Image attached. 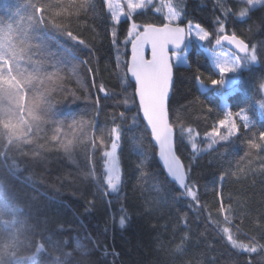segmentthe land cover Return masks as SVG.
<instances>
[{"label": "trees", "instance_id": "16d2710c", "mask_svg": "<svg viewBox=\"0 0 264 264\" xmlns=\"http://www.w3.org/2000/svg\"><path fill=\"white\" fill-rule=\"evenodd\" d=\"M164 1L179 14L180 26L192 22L208 32L202 44H190L186 64L172 62L168 100L175 151L185 184L197 199L160 167L127 70L132 24L139 26V33L148 24H168L163 11L152 3L116 23L105 0H51L52 7L42 13L44 22L33 21L37 32L50 35L47 49L39 50L38 41L31 40L34 46L19 63L32 72L42 62L41 74L52 79L34 81L24 103L33 94L46 95L55 115L38 133L34 127L33 143L23 146V152H38L36 159L14 153L20 179L0 195L3 264H264V0L245 15L238 13L246 0ZM28 3L0 0V21L16 29L28 24L29 15L38 20L41 13ZM69 31L77 40L67 36ZM225 34L255 48L257 62L244 63L233 85L209 86L220 75L204 49ZM65 49L78 59L67 57ZM199 82L208 86L201 88ZM225 93L228 108L233 113L243 110L249 119L247 127L238 120L232 135L220 124ZM8 107L15 108V101L0 100V115ZM79 115L119 132L120 203L115 216L102 176L81 169L58 147L56 120ZM54 135L57 140H52ZM250 142L260 147L252 148ZM107 146L94 142L92 155L99 168ZM10 163L11 158L0 157V165ZM233 241L255 251L234 247Z\"/></svg>", "mask_w": 264, "mask_h": 264}, {"label": "snow or ice", "instance_id": "6c2138e0", "mask_svg": "<svg viewBox=\"0 0 264 264\" xmlns=\"http://www.w3.org/2000/svg\"><path fill=\"white\" fill-rule=\"evenodd\" d=\"M55 2L56 4H60L62 0H55ZM149 2H151V0H149ZM260 2L261 0H248L249 4ZM108 4L111 9L112 0H108ZM142 6L144 5L134 4L132 0H128V7L131 11ZM27 7L35 9L36 13H41L38 20L34 15H29L27 17L28 24L16 29H14L12 23L0 21V24L3 25L0 27V100L8 99L9 101H15L16 104L15 108L8 107L3 109V114L0 115V129H2L0 130V157L4 160H8L9 158L12 159V163L0 165V195H2L5 186H11L13 180L20 179L18 176L20 169L15 163L14 153L19 152L23 156L31 155L33 159H36L39 153L23 152V146L33 143L34 137L32 133L34 127L37 129L38 133L41 129V125L48 122V120L55 115L52 111V105L48 102L46 95L33 94L31 101L27 105L24 103L27 91L34 88V81L43 84L46 79H52L51 75L41 74L42 62H36L32 72H29L27 68L21 67L19 63L20 60L25 58L23 54L26 53L27 49L34 46L29 43V41H38L35 47L43 51L47 49V42L51 38L46 30L37 32V29L33 25V21L37 23L44 22L42 13L52 7L51 0L46 4L39 3V0H37V3H32L31 0H29ZM170 13L171 14L167 17L169 21L168 24H165L163 27H156L155 25L148 24L144 26L143 33H138L137 29L139 26L135 23L132 24L129 29V35L134 37V40L132 42L131 65L128 70L135 78L144 117L147 119L149 125H151L155 140L160 146V156L168 173L181 187L186 189V194L188 196L196 200V193L185 184L183 166L172 150V129L167 123L165 105L171 82V66L165 56L164 49L168 44H173L179 48L185 39V29L171 26L173 21L179 18L178 14L172 12L171 9ZM55 14L58 16L60 12H56ZM245 14V12L241 13V15ZM113 20L119 23V16L116 13H113ZM54 27L59 30L61 25L55 24ZM197 28H199L198 25ZM14 34L16 35V40L13 39ZM191 34L190 27L188 35ZM207 35L206 32L203 35L197 33V37L202 41L207 39ZM67 36L74 41L77 40V37L73 36L71 31L67 32ZM112 36L113 43H115V31H113ZM225 39H228V37H225ZM233 42H235L236 47L241 52L246 53V55L244 57H238L231 65L218 59L216 65L221 74V79L213 80V85L223 87L226 83V75L237 70L241 59L250 60L252 62L257 61L255 48H253L251 53H248L247 45H245L243 41H235V38H233ZM79 43L84 45L83 40H80ZM148 43L152 46L153 59L145 62L143 59L138 58L137 50L139 45ZM217 43H219V40ZM64 53L72 60L78 59L74 52L65 49ZM262 107H264V105H262ZM24 112H27V118L24 116ZM231 115L232 113L229 112L228 116ZM224 123V120L220 121V124ZM245 127H247V123H245ZM59 130L58 127L57 132H59ZM236 130L237 125L231 123L228 135H232ZM113 131L116 130L114 129ZM226 138V136L221 137V139ZM57 139L58 137L55 135L52 137V140ZM119 139L120 135L117 133L115 140L112 142V150L104 153L108 158L106 183L112 191H117L120 184V169L116 156ZM261 139L264 140V133H261ZM41 147L44 146L41 145ZM60 147L65 154H69L72 141L61 143ZM193 147H195V145H193ZM250 147L258 148L260 145L250 142ZM120 225L121 227L125 225L124 218H121ZM229 240H232L231 236H229ZM233 246L246 248L248 251H255L254 248H248L246 245H237L235 241H233Z\"/></svg>", "mask_w": 264, "mask_h": 264}, {"label": "rangeland", "instance_id": "374dc122", "mask_svg": "<svg viewBox=\"0 0 264 264\" xmlns=\"http://www.w3.org/2000/svg\"><path fill=\"white\" fill-rule=\"evenodd\" d=\"M107 7L109 8V4H108V0H105ZM132 2L134 4H143L144 6L142 7H138L136 8L134 11H131L128 7V0H112V8L110 10L112 17H113V13H116L119 16V21L125 17L128 16L132 13H134L135 11L145 7L146 5L155 3L156 4V8H159L161 11H163L164 15L167 17L171 14L170 13V9L172 10V12L177 13L172 5L164 0H151V2H149V0H132ZM261 2H263L261 0ZM260 2V3H261ZM246 4L242 5L243 9H239V15H241L242 12H247L249 10L250 7L257 5L259 3H254V4H249L248 0L245 1ZM178 14V13H177ZM179 17V14H178ZM178 19L174 20L173 23H176ZM168 21V19H167ZM169 23V21H168ZM197 25L199 26V28H197ZM191 27V35H188V31L189 28ZM180 28L185 29V39L182 43V45L177 48L176 46L174 47V49L171 52V57H172V62L174 64H186L187 63V59H186V50L188 49V47L190 46V44L193 41H197L199 44H202V40H200L197 37V33H199V35H203L205 32L208 34L207 30L205 28H203L202 26H200L199 24L196 23H192V22H188L186 25H181ZM137 32L139 33L138 29ZM208 37V35H207ZM129 39L131 40V42H133L134 37H131L129 35ZM218 41V40H217ZM217 41H215V43L213 44V46L210 47H206L204 49L206 55L209 57V60L211 62V64L213 65V67L219 72V69L216 65V61L222 60L227 62L229 65L232 64V62L236 61L238 57H244V56H240L236 53H234L233 51H231L230 49H228L225 46H222L219 43H217ZM132 44V43H131ZM147 46V44H143V45H139L138 46V50L137 53L143 54L145 52L144 48ZM252 52V49L249 50V53ZM252 61L250 60H245V59H241L239 61V67L237 68V70L233 73H228L225 77L226 79V83L223 85V87H228L233 85L237 78H238V72L239 70L244 66V63H251ZM257 62V61H256ZM255 63V62H254ZM219 79H221V74L219 72ZM213 85L212 82L209 84V86ZM199 86L201 88H205L208 85H206L205 83L199 82ZM225 94L222 95V106L225 109V117H224V121L225 123L223 124L224 126H226L228 128L229 131V127L231 123H235L237 125L238 120L240 123H248L249 119L246 117V115L244 114L243 110H239L236 113H233L227 106L226 104V100H225ZM231 112L232 115L228 116V113ZM246 117V120H245ZM57 124H56V131L57 128L59 127V142H58V147L60 149H62L60 147L61 143H67L68 141H72V147H71V151L69 154H66L69 159L77 166H79L81 169L89 172L90 174H92L95 178H99L100 176H102V178L104 179L105 184L106 183V176H107V161L108 158L104 155V160H103V168H99L97 161L95 160V158L92 155V151H93V147H94V142L95 141H99L101 143H106L108 144L107 148L103 151L108 152L111 151L112 148V142L113 140H115L117 133H119L116 129V131H113L114 128H111L108 125H99L96 123L95 119L89 116H70V117H60L56 120ZM236 132V131H235ZM120 139L118 141V145H119ZM63 150V149H62ZM118 148L116 149V156L118 159ZM118 163H119V169H120V181H121V165L118 159ZM108 186V185H107ZM120 186V184H119ZM119 186H118V190H119ZM109 188V187H108ZM117 191H112L109 188V192H107V196L109 197V203H110V207L113 213V216H115L116 214H118V210H119V203H120V197H119V192Z\"/></svg>", "mask_w": 264, "mask_h": 264}, {"label": "water", "instance_id": "95a60500", "mask_svg": "<svg viewBox=\"0 0 264 264\" xmlns=\"http://www.w3.org/2000/svg\"><path fill=\"white\" fill-rule=\"evenodd\" d=\"M156 27H163L164 25H155ZM172 27H180V25L178 23H172L171 24ZM225 37H228V39H225ZM233 38H235V41H243L242 39H240L237 35L235 34H225L223 36L220 37L219 41H220V44L227 47L228 49H230L231 51H233L234 53L240 55V56H245L246 53L244 52H241L237 47H236V43L233 42ZM243 43L245 45H247V50H248V53H249V46L248 44L243 41ZM175 45L173 44H168L165 46V49H164V52H165V56L166 58L168 59L169 61V64L171 66V82H170V85H169V90H168V96H167V100H166V113H167V123L170 125L169 123V115H168V100L170 98V95H171V91H172V85H173V65H172V57H171V52L172 50L174 49ZM146 51L143 53V54H140V53H137L138 55V58H141L143 59L145 62H148V61H151L153 59V52H152V46L150 43L147 44L146 46ZM131 59H132V55L129 57V60H128V68L127 70L129 69L130 65H131ZM131 78L133 79L134 81V84H135V92H136V96H137V103H138V107H139V114H140V117L142 119V121L144 122L145 126L147 127L148 131L150 132V137H151V141L152 143L154 144L156 150H157V160H158V163L160 165V167L162 168V170L164 171V173L166 174V176L174 181L175 183L179 184L167 171V168L166 166L164 165V162L160 156V146L159 144L156 142L155 140V137L153 135V132H152V128H151V125H149L147 119L144 117V113H143V108L141 107L140 105V100H139V94H138V91H137V85H136V82H135V78L132 76L131 72L128 70ZM171 126V125H170ZM172 129V127H171ZM172 150L174 152V154L176 155V157L179 159V162L180 164L183 166V163L181 161V159L178 157V155L176 154V151H175V142H174V137H173V132H172ZM184 170V168H183Z\"/></svg>", "mask_w": 264, "mask_h": 264}, {"label": "clouds", "instance_id": "9594fccd", "mask_svg": "<svg viewBox=\"0 0 264 264\" xmlns=\"http://www.w3.org/2000/svg\"><path fill=\"white\" fill-rule=\"evenodd\" d=\"M0 264H3V262H2V261H0Z\"/></svg>", "mask_w": 264, "mask_h": 264}, {"label": "bare ground", "instance_id": "6f19581e", "mask_svg": "<svg viewBox=\"0 0 264 264\" xmlns=\"http://www.w3.org/2000/svg\"><path fill=\"white\" fill-rule=\"evenodd\" d=\"M223 46V45H222ZM249 50H250V48H249Z\"/></svg>", "mask_w": 264, "mask_h": 264}]
</instances>
